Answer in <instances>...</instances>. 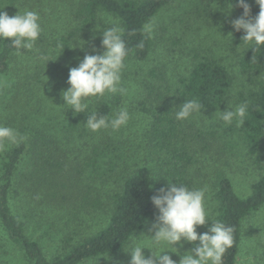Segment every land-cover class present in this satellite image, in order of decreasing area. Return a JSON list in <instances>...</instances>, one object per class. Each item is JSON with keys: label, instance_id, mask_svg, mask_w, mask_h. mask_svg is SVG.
Listing matches in <instances>:
<instances>
[{"label": "trees", "instance_id": "trees-1", "mask_svg": "<svg viewBox=\"0 0 264 264\" xmlns=\"http://www.w3.org/2000/svg\"><path fill=\"white\" fill-rule=\"evenodd\" d=\"M179 1L0 0V11L10 17L37 11L42 28L31 51L17 54L12 38L0 40V124L26 137L0 151V264L121 256L157 214L150 197L168 182L207 187L212 217L234 227L222 264H239L246 224L264 209V47L236 51L244 32L228 21L243 9L234 4L228 16V0H199L146 38L143 24ZM248 3L251 15L258 14L255 0ZM100 14L125 30L129 54L120 86L135 87L136 101L127 109L146 123L133 145L122 128L92 132L86 112L73 115L62 105L69 68L85 50L99 49L100 30L94 29ZM79 37L88 42L85 50L70 48ZM218 40L236 52L234 68L212 54ZM125 94L89 98L88 113L113 118L128 107ZM226 96L234 104L248 102L244 125L206 126L199 114L222 107ZM192 99L202 110L176 120L180 105ZM140 147L146 157L130 154ZM238 175L250 178L246 195L236 188ZM109 182L115 188H107ZM42 230V238L54 241L53 256L35 238ZM259 248L256 264H264V240Z\"/></svg>", "mask_w": 264, "mask_h": 264}, {"label": "clouds", "instance_id": "clouds-1", "mask_svg": "<svg viewBox=\"0 0 264 264\" xmlns=\"http://www.w3.org/2000/svg\"><path fill=\"white\" fill-rule=\"evenodd\" d=\"M255 3L259 6V12L252 16L248 0H228V16L234 4L243 9L240 17L228 21L235 31L244 32L241 37L243 45L240 40L236 48L238 53L241 48L243 52L248 48L255 52L258 48L264 47V0H255ZM3 8L4 6L0 7ZM39 21L40 14L37 11L25 10L22 13L19 11L11 17L6 11H0V40L12 38L11 45L17 50V54L22 53L21 48L31 51L41 37L42 28ZM100 21L96 23L94 29L100 30L99 49L93 45L92 54H89L85 50L87 41L79 37L72 42L70 48L85 50V55L78 59L77 66L69 68L67 79L69 87L61 92L64 101L62 105L72 109L73 115L87 113L85 125L92 132L108 127L114 131L119 130L131 118L127 107L120 108L111 119L108 115H98L97 110L88 113L89 98H100L106 93L125 92L120 86L124 62L129 54L123 38L125 30L118 20L105 18L103 14H100ZM154 29V20H149L142 26V31L148 39L152 38ZM138 46L142 48L143 42ZM228 98L227 107L223 111L219 110L218 118L225 125L231 124L234 120L238 126L244 125L248 102L233 105V100ZM201 110V104L197 100H184L175 113V119L187 120L193 113ZM24 139L26 137L16 129L0 124V151ZM207 191L206 186L190 188L183 183L169 182L167 187L157 189L156 194L150 197L152 205L157 210L155 219L148 227V232L152 235L145 234L144 240L133 238L123 248L125 252L130 253L128 264H222L224 253L234 244V227L212 217L205 205ZM209 221H212L210 225ZM205 225H208L207 231L198 233L197 227ZM185 242L194 246L188 251L181 252L180 249L184 247ZM144 249H149L151 254L146 256ZM169 253L177 254L180 259L174 260Z\"/></svg>", "mask_w": 264, "mask_h": 264}, {"label": "rangeland", "instance_id": "rangeland-1", "mask_svg": "<svg viewBox=\"0 0 264 264\" xmlns=\"http://www.w3.org/2000/svg\"><path fill=\"white\" fill-rule=\"evenodd\" d=\"M197 1L199 0H180L174 6L172 5L166 8L161 14V16H159V18L155 20L154 30H156V27L158 25L161 26L164 24L165 21L170 20V18L174 15L175 12H177V14L180 15L181 13L184 12V10L187 9L190 10V8L192 9V7L195 6ZM172 44L174 48H177L178 44L176 43L175 40L173 41ZM212 54H214L216 58L220 59L223 63H225L230 69L234 68L233 62L235 61L236 58V52L233 49H230V47L226 45L223 40L222 41L218 40L216 42V45L214 47V52ZM157 58H159V55H157ZM182 61L185 62L187 61V59H183ZM134 88H135L134 86H130V85L124 88L125 89L124 93H126L125 98L127 99L126 104L128 105L127 108H129L131 104L133 105L134 102L136 101L133 98V95L136 92ZM233 105L235 104L233 103ZM226 107H227V103H225L222 107L216 110L203 112L202 114H199L198 117L200 118V120L202 119L204 121V124L206 126L214 127L217 129L223 128L226 125L218 117H219V110L223 111L225 110ZM130 116L131 118L128 121V123L122 126L121 128L123 129L122 135L124 134L128 138L129 142H131L130 144L133 145V143L134 144L136 143L135 140L139 135L140 130L144 128L146 123L143 120L139 121L140 118L139 114L130 113ZM142 150L143 149L141 147L138 150L136 148V150L130 151V154H139L140 158L146 157L147 154L145 155V153ZM133 159H134L133 157L130 158V160ZM249 182H250L249 176H241V175L236 176V188L241 195H246L249 192L250 190ZM113 185L114 183L112 184L111 182H109V184L105 186L107 188H112ZM115 186L116 185H114V188ZM207 210L211 213V211L213 210V206L211 205L210 207L208 206ZM253 217L254 218L249 220L246 224L247 226L245 228L244 242L241 249L239 264H256L257 254L258 251L260 250L259 247L261 246L262 241L264 240V228H262V226H264V209ZM154 219L155 216L148 222V224L141 231L135 234L134 238L139 240H144L146 239L145 234L152 235V233L148 232V227L150 226L151 222ZM207 227H208L207 225L198 226L197 227L198 233L207 231ZM42 236H44L43 230L41 233L38 232L35 233V238H39V240H41L44 243L46 253L49 256H53V252L56 251V249L54 248L55 244L53 243L54 242L53 239H51L50 236L43 238ZM196 243H198V241ZM193 246H194L193 244L185 242L184 247L181 248L180 250L181 252H185L190 250ZM177 247H179V245H177ZM143 251L146 256L151 254L149 249H144ZM10 254L12 255V250H10ZM169 254L172 256L174 260L178 261L180 259V256H178L175 253H169ZM129 260H130V253L125 252L121 256L113 255V256L99 257L96 258L95 260L89 261L84 264H128Z\"/></svg>", "mask_w": 264, "mask_h": 264}]
</instances>
